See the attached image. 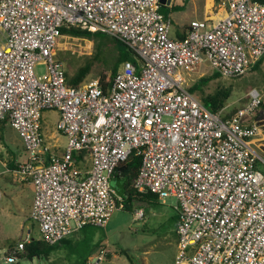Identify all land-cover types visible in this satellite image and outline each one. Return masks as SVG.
I'll return each mask as SVG.
<instances>
[{
	"label": "built area",
	"instance_id": "2783aa9c",
	"mask_svg": "<svg viewBox=\"0 0 264 264\" xmlns=\"http://www.w3.org/2000/svg\"><path fill=\"white\" fill-rule=\"evenodd\" d=\"M172 1L0 0V124L17 132L26 157L12 173L33 187L29 219L39 239L56 245L86 226L105 228L124 209L111 179L135 153L133 189L176 200L174 264H264L261 96L252 89L243 108L214 113L187 84L204 63L239 78L262 59L264 0H214L218 17L192 20L181 39L160 12ZM62 27L118 39L138 63H122L107 90L97 79L70 86L57 57ZM45 110L58 113L60 153L43 140ZM144 216L133 212L134 221ZM30 240L9 249L6 262ZM104 256L100 249L86 264Z\"/></svg>",
	"mask_w": 264,
	"mask_h": 264
},
{
	"label": "rangeland",
	"instance_id": "374dc122",
	"mask_svg": "<svg viewBox=\"0 0 264 264\" xmlns=\"http://www.w3.org/2000/svg\"><path fill=\"white\" fill-rule=\"evenodd\" d=\"M206 2L207 0H174L172 5L175 4L178 6L177 8L174 10L168 9L167 6H162V8L168 13L167 15L171 14L172 26L175 28L180 20L187 21L188 24L193 19L202 21ZM177 27L179 29L180 25ZM92 53L93 44L87 39L63 36L57 45V57L64 62L67 77L72 76ZM198 71L188 78V86H191L200 77L211 75L214 72L205 63L199 67ZM35 72L42 75L44 67L36 66ZM96 78L97 72L93 70L84 82ZM216 86L232 89L231 95L223 107L226 114H233L243 108L249 101L248 93L252 89H255L264 101V65L257 70L251 69L239 78L219 77L211 80L203 88V91H197L194 94L202 101L204 95L212 93ZM260 112L262 117L258 118ZM41 117V133L45 144H49L54 152H62L66 145V139L56 132L58 113L53 110H45L41 113ZM255 118L264 120V109H261V106ZM0 135L6 141L7 147H10L17 157L22 160L26 159L22 140L9 124H6L5 128H0ZM53 145H57V147L55 148ZM1 162L0 159V181H4L7 175L3 172L4 167ZM257 168L264 175V164L260 162ZM13 181L16 180L13 179ZM15 195V191H10L6 198L2 195V191L0 193V209H5V212L0 213V229L3 226V230L6 232L12 228L14 241H18L20 236H22L21 239H24L28 232L31 239H38V226L29 219L30 209L25 207L28 201L26 203L21 200L14 202L12 197ZM176 205V200L172 197L165 198L164 203L159 200L157 204L136 205V209H143L145 213L144 218L140 221H134L133 213L130 211L115 210L105 228L88 226L85 230L67 238L68 244L55 250L47 259L34 258L29 261L19 259L17 256V262L14 264H77L85 256L95 261L100 249H104L110 256L109 258L104 256L103 261L99 264H174L177 252L175 223L178 216L175 210ZM21 207L23 211H20ZM10 217H14V219ZM18 224L23 225L21 229L18 228ZM0 241V264H9L6 262L5 256H7L8 246L15 242L2 243L1 237ZM99 243L101 247L97 248ZM73 247L76 248L74 253L72 252Z\"/></svg>",
	"mask_w": 264,
	"mask_h": 264
},
{
	"label": "trees",
	"instance_id": "16d2710c",
	"mask_svg": "<svg viewBox=\"0 0 264 264\" xmlns=\"http://www.w3.org/2000/svg\"><path fill=\"white\" fill-rule=\"evenodd\" d=\"M218 1V0H215ZM178 6L172 5L171 10H174ZM160 12L163 15H167L165 9L160 8ZM62 36H70L75 38L87 39L93 44V53L90 57L86 58L84 64L76 69L75 73L72 76L67 77L66 72V83L70 86L78 87L84 83L85 78L95 70L97 72V80L103 90H107L115 76L118 68L122 63L126 61H131L133 64L137 65V60L134 56V53L127 48V46L115 39L113 37L107 36L102 33H89L87 31L80 30L74 27H62L61 30ZM264 61V56L262 59L255 64L252 68L254 70L259 69L261 64ZM220 76L213 72L211 75L200 77L195 81L190 87L189 92L196 93L197 91H203V88L214 79L219 78ZM232 89L230 87L216 86L215 90L212 93L204 95L202 98V103L206 109L211 112H217L224 107L226 100L230 97ZM261 109H264V101L261 103ZM262 117V113L258 114V118ZM3 126V123L0 124V127ZM141 159L135 153L131 154L127 159L126 163L118 169L114 176H118L125 180L124 188L125 194L121 197L124 210L134 212L136 205H152L157 204V197L151 193H138L132 187V180L137 175ZM178 218H176V223ZM88 228L84 227L81 231ZM68 244V240L64 239L59 244L48 245L44 241L38 239H31L29 243L24 245L23 253L18 255L19 259H26L31 261L34 258L38 259H47L48 256L53 253L55 250ZM14 245H10L11 249ZM76 247V246H75ZM73 247L74 253L76 248ZM101 247L99 243L97 246ZM8 249V250H9ZM7 254V253H6ZM8 255V254H7ZM106 256L109 258V253L106 252ZM88 256L83 257L77 264H86L88 261Z\"/></svg>",
	"mask_w": 264,
	"mask_h": 264
},
{
	"label": "crops",
	"instance_id": "0c3cea01",
	"mask_svg": "<svg viewBox=\"0 0 264 264\" xmlns=\"http://www.w3.org/2000/svg\"><path fill=\"white\" fill-rule=\"evenodd\" d=\"M174 1V0H173ZM172 1V2H173ZM211 4V5H210ZM214 4V0H207V2L205 3V9L203 10V18H207V17H218L217 15H213V10L211 9L212 5ZM175 5V4H174ZM207 5H210L209 7H207ZM172 3L170 6H167L168 9H171ZM166 7V6H165ZM171 17V14L166 15ZM202 18V19H203ZM194 20V19H193ZM173 23V20H171ZM178 25H180L179 29H178ZM188 23L187 21H179V24L176 25L175 28H173V26L171 25V29H170V36L173 39H181L183 36V32L186 29ZM264 65V61L261 64V66ZM58 118V117H57ZM0 128H5V125L3 124V126H1ZM58 134V133H57ZM60 135V134H58ZM62 136V135H60ZM64 137V136H62ZM65 138V137H64ZM49 145V144H48ZM55 148L57 147V145H53ZM52 146V147H53ZM66 146V145H65ZM64 149V148H63ZM0 159L2 160V166L4 167V173L7 175L5 177L4 181H0V193L2 191V195L6 196V198H8V194L10 191L12 192H16V195L12 197V200L14 202L16 201H28L27 205L25 206L27 209H31V205H32V200H33V187L30 183L27 182H20L18 181L14 175H13V170L16 169L17 165L24 161V159L22 160V158L17 157L16 154L13 152V150L10 147H7V143L6 141H4V138L2 135H0ZM88 162L84 163V165H86V167L88 166ZM13 179H15L16 181H13ZM11 180V181H10ZM18 189V190H17ZM8 193V194H6ZM2 211L5 212V209L2 208L0 209V213H2ZM20 211H23V208H20ZM7 216V215H6ZM12 219H14V217H10ZM16 218V217H15ZM19 218V216H18ZM22 224H18V228L21 229L22 228ZM9 231H4L3 230V226H1V231H0V237L2 239V243H8L10 241L15 242L13 245H15L16 243H18L19 241L23 240L21 239L22 236H20L18 238V241H14L13 240V229L9 228ZM29 234V232H28ZM1 242V241H0ZM10 246H8L9 249Z\"/></svg>",
	"mask_w": 264,
	"mask_h": 264
},
{
	"label": "water",
	"instance_id": "95a60500",
	"mask_svg": "<svg viewBox=\"0 0 264 264\" xmlns=\"http://www.w3.org/2000/svg\"><path fill=\"white\" fill-rule=\"evenodd\" d=\"M160 3L163 4L164 0H160ZM124 182H125L124 179L117 177V176H115L111 179V188L120 197L124 196V194H125Z\"/></svg>",
	"mask_w": 264,
	"mask_h": 264
}]
</instances>
